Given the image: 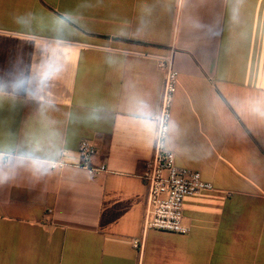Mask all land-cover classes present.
<instances>
[{"label":"crops","instance_id":"0c3cea01","mask_svg":"<svg viewBox=\"0 0 264 264\" xmlns=\"http://www.w3.org/2000/svg\"><path fill=\"white\" fill-rule=\"evenodd\" d=\"M53 47L43 94L0 95V151L39 143L56 160L0 185V264H264V0H0V82ZM170 54L168 149L213 185L185 199V235L144 232L156 135L131 105L158 117ZM83 141L106 173L81 167Z\"/></svg>","mask_w":264,"mask_h":264},{"label":"built area","instance_id":"2783aa9c","mask_svg":"<svg viewBox=\"0 0 264 264\" xmlns=\"http://www.w3.org/2000/svg\"><path fill=\"white\" fill-rule=\"evenodd\" d=\"M157 61L159 69L165 74L160 112L157 117L158 131L160 117H164L166 122H171L178 88V72L175 68L173 54L159 57ZM169 131L163 147L158 146L155 136L153 156L144 164L140 175L141 180L148 187L144 232L161 231L185 235L189 232L184 225L185 199L205 191H212L213 185L205 182L198 172L177 168L176 157L168 149ZM96 153V148L91 142H81L79 146L81 167L92 176L107 172L105 166L99 168L91 166ZM134 247L142 248L138 242L134 243Z\"/></svg>","mask_w":264,"mask_h":264},{"label":"clouds","instance_id":"9594fccd","mask_svg":"<svg viewBox=\"0 0 264 264\" xmlns=\"http://www.w3.org/2000/svg\"><path fill=\"white\" fill-rule=\"evenodd\" d=\"M51 55L38 69L21 70L16 77L8 83L0 82V95L5 94L9 88L16 93H26L32 96L43 94L49 82L57 77L62 70L56 58V49H50ZM132 114L150 132H154L158 146L163 147L168 131L173 127L171 122H166L164 117L159 118V130L156 131L157 117L151 106L143 99L134 98L131 101ZM51 152L45 156L42 153ZM54 148H45L37 143L26 147H18L7 151H0V185L7 184L18 168H27L36 177L47 176L56 166Z\"/></svg>","mask_w":264,"mask_h":264}]
</instances>
